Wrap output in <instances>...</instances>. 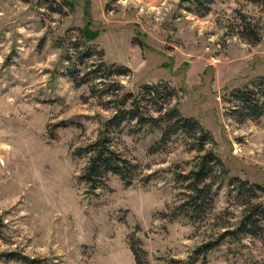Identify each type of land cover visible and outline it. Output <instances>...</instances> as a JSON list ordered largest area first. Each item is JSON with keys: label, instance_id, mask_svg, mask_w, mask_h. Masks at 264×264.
Wrapping results in <instances>:
<instances>
[{"label": "rangeland", "instance_id": "obj_1", "mask_svg": "<svg viewBox=\"0 0 264 264\" xmlns=\"http://www.w3.org/2000/svg\"><path fill=\"white\" fill-rule=\"evenodd\" d=\"M189 5L0 0V264H136L133 246L141 264H264L262 242L248 235L193 257L233 231L244 209L264 207V116L239 122L231 113L238 105L231 94L264 76V0H214L204 12ZM86 22L94 41L84 39ZM87 48L128 76L88 75L75 87L69 69L82 76L97 65L98 54L77 59ZM111 82L123 87L120 96L168 84L175 97L166 107L208 131L204 153L223 172L205 182L211 190L197 218L173 214L188 193L177 175L189 174L203 154L193 139L160 143V130L131 122L137 132L128 133L124 123L112 148L134 166L130 185L108 175L104 187L87 192L80 182L87 159L73 153L114 114Z\"/></svg>", "mask_w": 264, "mask_h": 264}, {"label": "trees", "instance_id": "obj_2", "mask_svg": "<svg viewBox=\"0 0 264 264\" xmlns=\"http://www.w3.org/2000/svg\"><path fill=\"white\" fill-rule=\"evenodd\" d=\"M213 1L186 0L190 4L187 9L190 10L191 7H194V12H204L208 10L206 5ZM249 1L256 3L260 0ZM84 15L85 18L90 17L88 4L84 8ZM88 26L86 22L82 33L86 42H91L94 41L97 33L90 31ZM258 40L259 37L248 39V41L252 42H257ZM80 47V45L74 43V50ZM97 54V65L93 64L92 67H95L89 73L80 76L78 71L69 69L68 77L74 83L75 87L88 83L90 81L88 75H92V79L94 80H106L112 76H128V68L106 65L102 61V53L96 52L92 48H87L83 53L78 54L77 59L82 62L95 57ZM104 71H107L108 74L105 77H100L98 74ZM121 90H123L121 85L112 82L109 83L107 91L115 97L111 102V108L114 110V114L103 121L99 136L94 142L82 146L73 153L74 157L87 159L80 176V182L87 187V192H94L97 188L104 187L108 175H116L125 182V186L130 185L128 171L130 168H134V166L121 158L112 148L113 136L122 132L121 126L124 123L127 126L126 131L128 133L137 132L130 125L131 122H134L138 127L148 126L151 130H160V143L174 136H183L188 140L193 139L198 144L197 148L193 147V150L203 152V154L197 157V163L189 174L177 175L179 179L187 183L186 188L188 193L186 201L180 207L174 209L173 214L189 219L197 218L201 212V208L205 206L211 190L212 182L206 184L205 182L212 178L211 175L215 169L223 172L221 161L210 152L204 153V146L209 141L208 131L202 128L197 120L182 117L176 108L166 107V104L175 97L174 90L166 83L145 85L137 95L132 92H124L120 96L118 94H120L119 92ZM92 92L94 93L93 87ZM231 96L238 103L231 110V113L235 115L237 121L242 122L264 116V76L256 79L254 88L235 91ZM52 135L50 134V136ZM200 185L203 186L200 187ZM263 224L264 207L258 204L251 205L244 209L242 219L233 231H225L216 242L208 243L198 251H195L193 257L195 259L197 256L204 255L213 250L221 241L228 238V236L240 238V236L248 235L253 238H258L264 246ZM131 251L136 264H141L139 260L140 255L136 247H131ZM12 259L22 261L23 263L29 262L26 259H19L18 257H13ZM28 264L34 263L31 261Z\"/></svg>", "mask_w": 264, "mask_h": 264}]
</instances>
